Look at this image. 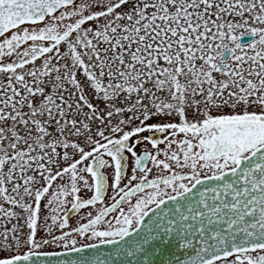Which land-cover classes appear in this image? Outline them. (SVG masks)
Instances as JSON below:
<instances>
[{
    "label": "snow or ice",
    "instance_id": "snow-or-ice-1",
    "mask_svg": "<svg viewBox=\"0 0 264 264\" xmlns=\"http://www.w3.org/2000/svg\"><path fill=\"white\" fill-rule=\"evenodd\" d=\"M0 264H264V0H0Z\"/></svg>",
    "mask_w": 264,
    "mask_h": 264
},
{
    "label": "flooded vegetation",
    "instance_id": "flooded-vegetation-1",
    "mask_svg": "<svg viewBox=\"0 0 264 264\" xmlns=\"http://www.w3.org/2000/svg\"><path fill=\"white\" fill-rule=\"evenodd\" d=\"M45 250H58V249H55L53 246H49L47 249Z\"/></svg>",
    "mask_w": 264,
    "mask_h": 264
}]
</instances>
